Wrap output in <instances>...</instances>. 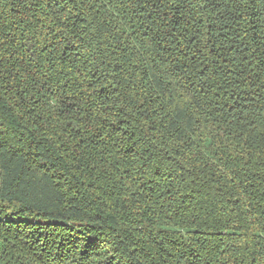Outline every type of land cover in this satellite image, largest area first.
I'll return each mask as SVG.
<instances>
[{
    "label": "trees",
    "instance_id": "trees-1",
    "mask_svg": "<svg viewBox=\"0 0 264 264\" xmlns=\"http://www.w3.org/2000/svg\"><path fill=\"white\" fill-rule=\"evenodd\" d=\"M0 264H264V0H0Z\"/></svg>",
    "mask_w": 264,
    "mask_h": 264
}]
</instances>
